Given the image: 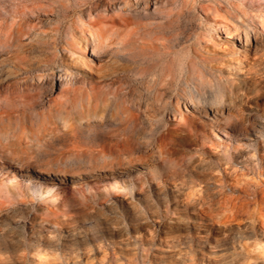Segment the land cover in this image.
Segmentation results:
<instances>
[{
    "label": "rangeland",
    "instance_id": "374dc122",
    "mask_svg": "<svg viewBox=\"0 0 264 264\" xmlns=\"http://www.w3.org/2000/svg\"><path fill=\"white\" fill-rule=\"evenodd\" d=\"M111 24L116 31L96 52L92 35ZM18 28L24 34L14 42ZM70 29L90 39L85 56L107 71L108 97L128 111L85 113L81 80H102L65 66ZM51 36L56 58L30 76L55 79L53 88L17 96L0 88V264H128L119 249L113 257L116 230L133 264H209L208 252L215 264L227 252L177 228L174 246L160 245L146 232L152 212L209 223L211 242L217 229L226 233L222 242L264 241V0H0V67L18 47L30 57L48 54L41 41ZM67 74L73 80L63 85ZM195 96L205 105L221 99L250 138L224 136L221 114L186 108L182 101ZM136 132L131 149L125 138ZM27 167L54 184L23 177ZM36 232L45 238L35 252Z\"/></svg>",
    "mask_w": 264,
    "mask_h": 264
},
{
    "label": "bare ground",
    "instance_id": "6f19581e",
    "mask_svg": "<svg viewBox=\"0 0 264 264\" xmlns=\"http://www.w3.org/2000/svg\"><path fill=\"white\" fill-rule=\"evenodd\" d=\"M115 24H111L104 33H97L93 34V43H94V50L97 52L102 48V45L104 43V39L109 35L114 33L115 30ZM12 32V31H11ZM10 32V33H11ZM9 33V34H10ZM82 33V37H79L76 35L73 30H69L65 34V45H63V49L66 51V61L65 66H67L70 70L74 71H80L84 70L86 72V76L90 79L93 78V74L99 75L101 82H88L86 80H81L83 83H87V86H84V90L81 92L79 96V102L81 104V107L84 109L86 114H90L94 112L95 115L98 116H105L109 110V108L113 105L115 107V111H118V108L120 107V101L117 100L116 96L114 98H109L108 94L109 92H106L104 89V86L107 84L104 82V80L108 77L107 71L96 68L91 65L90 59H88L85 55L87 52V45L90 42V39L86 37V34L84 32ZM23 33L22 28H18L14 30L10 36V38L14 39V42L16 41V36H21ZM134 35L137 34V32L132 33ZM54 36L48 37V39H44L42 44L45 45L44 49L49 50L50 52L42 53L43 56H33L30 57L29 54L26 52L25 48L18 47L19 53H17L14 57V60L12 64L2 66L0 67V88L3 86H10V89L14 94L20 95L22 88L24 89H33V90H44L53 88V86L56 83L55 79H45L42 80L39 78V76H30L31 73L37 71L38 69H42V65H40V62H44L45 64L49 61L56 58L55 52L51 53L52 45L54 44ZM21 50V51H20ZM77 52L81 53L78 54ZM82 63H84V66H82ZM233 70L235 68L232 67ZM241 72V71H239ZM26 79L25 85L21 84V79ZM72 75H65L63 78L62 84L65 85L66 83L69 84L70 81H72ZM239 83H237V87H239ZM5 86V87H6ZM242 89V88H241ZM160 101V98H157ZM180 99H176L175 104H173L172 111L175 113V115L180 113ZM182 103L185 105L186 108H188L192 112L196 113H204L207 117H210L212 113L217 116V114H221L223 118H220V123L218 127H220V130L223 131V135L227 136L229 138L235 139L238 142L240 140H247L249 139V129L243 128L239 126V123L236 124L233 121L232 116L226 112V106L221 101V99L217 98L212 104L205 105L201 103L199 98L192 97L190 102L182 101ZM165 104L159 106L162 107V109L165 107ZM120 110L128 111L129 107L126 105H123L120 107ZM169 108V109H171ZM11 113H8V116L11 117ZM129 115L132 117V119H137V115L134 113H129ZM159 115L162 116V111L159 112ZM219 120V118H218ZM110 120H107L105 124L109 123ZM161 125H165L164 118L160 119ZM16 127H22V119H18L17 122L14 124ZM136 130V127H134V131ZM162 136L165 139H168L169 136H171V130L169 128H166L165 131H163ZM139 140V133H135L134 135L128 136L125 138L126 144L133 149V142H137ZM142 160L141 157H138L137 160ZM135 160L130 159L129 163L132 165ZM147 165L148 160L145 162ZM23 177L25 178H34V179H44L45 181H50L54 184L53 177H43L37 174V172L27 167L25 171L23 172ZM30 181V180H29ZM32 182V181H31ZM161 189V188H160ZM162 190V189H161ZM161 197V193L158 194ZM174 200L177 201V197L174 194ZM168 204L169 201H166ZM152 212V211H150ZM114 213V212H113ZM150 219L152 223H148V227L146 229V232L150 236H156V240L160 242V245L166 246L167 248H171L174 246V240H173V233L174 229L177 228L181 233L180 236L183 238H187V236L194 235L196 237L197 242L200 244H203L206 246V248H209L210 251H214V249H221V250H227L223 255L220 256L219 259H217L215 264H264V241H256L254 243L247 242L244 240L239 241H233V242H222L218 237L225 236L226 233L223 231L217 229L215 230V242H211L208 240L209 235L211 234V229L209 227V223H202L197 217L196 218H185V217H176V218H165L164 215L162 216L161 213H155L152 212ZM107 222V221H106ZM33 230V226L31 227ZM135 231V237L136 241L134 242L135 245H137L138 240H143L140 236L141 231L137 227V225H134L133 227ZM117 238L115 239L114 236H110V247L113 249V257H117L118 251L116 249L120 250V255L124 258L125 262L128 264H133L134 259L130 257L129 253L130 250L127 247V244H125V237L123 234L119 233ZM154 234V235H152ZM212 236V235H211ZM45 236L40 233L36 232L33 236V242L35 252L38 251V247L42 245V240H44ZM146 239L148 236L145 237ZM107 240V239H106ZM162 246V247H163ZM136 249V248H135ZM238 250V252H228V250ZM251 249H254L259 252V255L257 257H252ZM174 250V249H173ZM176 250V249H175ZM150 254V253H149ZM211 253H207L206 257L210 261L209 264H213L211 259ZM138 256V255H137ZM203 259V258H202ZM149 264H153L152 258H149ZM243 260V261H241ZM158 262V261H156ZM243 262V263H242ZM75 264V262H74ZM108 264H113V261H111ZM162 264V263H160Z\"/></svg>",
    "mask_w": 264,
    "mask_h": 264
}]
</instances>
